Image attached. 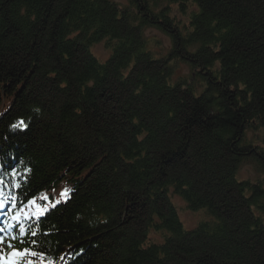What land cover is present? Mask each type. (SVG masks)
Here are the masks:
<instances>
[{"label": "trees", "instance_id": "obj_1", "mask_svg": "<svg viewBox=\"0 0 264 264\" xmlns=\"http://www.w3.org/2000/svg\"><path fill=\"white\" fill-rule=\"evenodd\" d=\"M8 1L0 0V161L24 173L23 201L45 190L58 195L63 186L71 192L18 245L41 254L38 260L71 254V264H264V222L253 212H264V185L236 178L246 159L264 169V150L243 144L252 120L264 125V0L200 2L193 20L205 28L196 34L205 51L190 58L206 78L221 60L224 74L200 97L173 82L167 60L147 55L141 28L147 21L170 27L165 9L154 16L138 0L140 16L118 18L108 0ZM22 2L27 15L15 16ZM220 23L229 38L218 34ZM216 33L220 49L211 53ZM176 37L179 56L188 40ZM105 39L114 55L101 62L90 47ZM66 171L86 176L77 191L57 180ZM170 187L214 220L184 231ZM153 228L167 232L161 258L144 247Z\"/></svg>", "mask_w": 264, "mask_h": 264}, {"label": "rangeland", "instance_id": "obj_2", "mask_svg": "<svg viewBox=\"0 0 264 264\" xmlns=\"http://www.w3.org/2000/svg\"><path fill=\"white\" fill-rule=\"evenodd\" d=\"M109 3H113L116 5L117 13H119L118 18H121V16L126 13L128 16H140V8L137 5L138 0H108ZM148 3V6L151 7V12L154 16H158L164 9L167 11V14L169 15V19L171 21L170 27H168L167 24H159L156 25L152 21H147V24L142 26L141 33L144 35V45L146 47L147 55L151 56L154 60H167L168 64L167 67L169 70H172V79L173 82H180L179 85L182 87V89H186L189 86L191 88H194L195 97H200L202 95V92L210 90L209 83L213 80H217L220 82V84H223L224 81V74L221 72L223 71L221 60H217L211 67L212 76L205 77L204 72L200 70L199 64H194V59H191L194 54H197V52H203L205 51V47L203 45L202 40L198 37L199 35H196L201 30L205 29L202 27L201 23H195L193 14H197L198 12H201V6L200 2L202 0H144ZM216 3H233L232 0H215ZM2 3H10L8 0H3ZM32 3V1H30ZM35 3H38L36 1ZM182 3H185L183 6ZM19 4V3H18ZM26 2H22L17 6V8H13L12 12L15 16L19 14L22 17H26L27 15V6L25 5ZM33 6V4L31 5ZM34 7V6H33ZM35 8L34 12L41 11V7ZM11 11V10H10ZM31 20L34 21V14L32 11ZM3 20L6 22H12L13 26L16 28H20L22 31H26V29H29V25L27 23L19 24L17 21H12L13 18L9 15H4ZM154 18V17H153ZM148 20V19H147ZM137 21V20H136ZM159 21H162V19H159ZM20 22V21H19ZM139 22V21H137ZM141 22V21H140ZM139 22V23H140ZM18 25V26H17ZM212 25V24H211ZM223 25V24H219ZM216 27V24H214ZM214 27V28H215ZM26 28V29H25ZM229 27H216L218 30V34L224 33V39L229 38V36L225 35V31L229 30ZM208 31V30H207ZM230 31V30H229ZM228 31V32H229ZM80 32L79 30L76 31V35ZM202 32V31H201ZM201 32L199 34H201ZM203 33V32H202ZM91 34H88V37ZM180 36L184 40H188L186 46H185V52H178V55H174L173 53L176 51L175 47L179 46L178 43L181 42V40H178L176 36ZM69 36V35H68ZM67 36V37H68ZM211 37V36H210ZM209 37V38H210ZM215 37V42L213 44H209L207 47L208 52H216L219 51L217 48H214V46H217L220 49V41L219 36L216 33L212 35V38ZM108 38V37H106ZM209 38L207 40H209ZM176 40L178 42H176ZM108 40H102L100 43L93 44L90 49L92 53L102 62L106 61L110 56L114 55V48L112 51V48H110L107 44ZM249 43H252L253 46L256 47L257 41L249 39ZM23 45V44H22ZM24 46V45H23ZM21 46V50L23 53H28L29 50L25 49V47ZM225 46V45H224ZM38 49V48H36ZM34 49V50H36ZM25 50V51H23ZM175 50V51H174ZM179 50V48H178ZM177 52V51H176ZM42 53H46L43 52ZM187 53V54H186ZM177 54V53H175ZM49 59H51L49 57ZM45 60V59H44ZM49 62V60H48ZM133 65L135 64V60L132 62ZM191 65L193 67H191ZM201 73V74H200ZM50 76H53V72L49 73ZM212 83V82H211ZM62 86V85H61ZM24 87V86H23ZM32 87V86H31ZM47 87V86H46ZM224 88V87H222ZM27 89V88H25ZM46 89V88H45ZM43 90V89H42ZM41 90V91H42ZM50 90V88H49ZM25 92V91H23ZM57 92V90H56ZM28 93V92H26ZM213 93V92H212ZM53 94V92H51ZM56 94V93H54ZM250 96V92L248 93ZM58 95V94H57ZM216 95V94H215ZM60 96V95H58ZM63 97L60 98V100L66 105L65 108L68 110L70 107V104L67 103L71 102L68 97L67 100L65 99V95H62ZM14 101V100H13ZM55 101V99L53 100ZM53 101L48 100L50 106H52L54 109H56V112L58 113H66L64 109L62 108V105L59 106L58 104L54 103ZM74 105V104H73ZM77 107V105H75ZM45 110L47 108L44 107ZM43 110V109H42ZM47 110V112H48ZM76 111V109H71ZM44 111V110H43ZM68 113V114H70ZM49 114V113H47ZM182 120V119H181ZM135 122V121H134ZM171 122H176L175 120H172ZM179 122V121H178ZM54 123V122H53ZM69 124L68 122H65L64 128H67ZM136 123V122H135ZM253 126V127H252ZM256 126V127H255ZM83 133V130L77 131L78 136ZM87 136V134H83L82 137ZM139 140H142L139 139ZM72 140H70L71 142ZM61 142V141H60ZM69 143V141H67ZM243 144L249 145L252 148H256L258 151L264 150V125L260 123L259 121L252 120V124L248 128L245 129L244 132V139ZM54 153L58 152L56 149L53 150ZM3 154V153H2ZM81 170V169H80ZM79 170V171H80ZM82 172V170H81ZM80 173V172H79ZM78 172L68 173L63 172L61 173V177H59L57 180H59L62 177H65L62 182H59L60 184H63L66 182L67 186L70 189H74L77 191L78 184L76 188V181L77 183H82V180L86 178V176H82ZM83 173V172H82ZM82 178V179H81ZM236 178L238 181H244V182H251L253 184L261 183L264 185V169L262 166H260V163H256L252 159H246L239 165V169L237 170ZM81 179V180H80ZM68 181V183H67ZM168 194L170 195L172 203L176 206L178 210V215L180 217L181 222L183 223V230L184 231H191L198 227L203 222L214 220V217L211 215V213H207L206 209H198V210H191L188 207L187 202H185V199L182 198L180 195L174 193V189L170 187V189L166 190ZM77 193V192H76ZM74 193V194H76ZM256 209V208H255ZM255 214L263 219L264 222V212L261 210H254ZM209 223V222H208ZM207 223V226L214 227L216 226L215 223ZM220 223V222H219ZM149 237L147 242H145L144 247H156V253L159 258L163 256L164 250L161 248L163 246V243L165 242V238L167 236V232L158 230L156 231L154 228L149 230ZM154 245V246H153ZM160 245V246H158Z\"/></svg>", "mask_w": 264, "mask_h": 264}, {"label": "snow or ice", "instance_id": "obj_3", "mask_svg": "<svg viewBox=\"0 0 264 264\" xmlns=\"http://www.w3.org/2000/svg\"><path fill=\"white\" fill-rule=\"evenodd\" d=\"M20 124L23 125L24 122L21 121ZM0 183H3V181H0ZM0 193H2V189H0ZM62 195L64 194L62 193ZM31 203H32V206L37 207L41 212H43V206L36 205L34 201ZM4 207L5 206L2 203H0V211H2ZM33 218L39 219L40 217L39 216H36V217L25 216L24 217V219H29V220ZM13 219L16 220V225H19V231L23 233L25 230L23 228L22 220L18 216H14ZM2 231L3 229H0V232ZM33 235H35V233H33ZM4 243H5L4 239L0 237V244H4ZM8 247L12 248L13 246L9 244ZM38 255H41V254L37 253L32 248H24L23 250L13 249V251L11 252V256L13 257L11 264H36L35 260L31 259V257H36Z\"/></svg>", "mask_w": 264, "mask_h": 264}, {"label": "bare ground", "instance_id": "obj_4", "mask_svg": "<svg viewBox=\"0 0 264 264\" xmlns=\"http://www.w3.org/2000/svg\"><path fill=\"white\" fill-rule=\"evenodd\" d=\"M10 131L12 132V133H14L13 132V129L12 128H10ZM0 144H1V142H0ZM13 154V153H12ZM12 154H10V158H11V160H12V162H14V163H18L17 162V159H16V155L14 154V155H12ZM19 164V163H18ZM0 188H6V184L5 183H0ZM12 192V191H11ZM59 192H63V191H59ZM4 196H3V198L5 199V200H7L8 202H10L11 204H12V206H13V208H15V209H17V210H20L21 209V204H19V203H16V202H14L9 196H8V193H7V191H4ZM62 193H60V195H61ZM15 200H16V198L15 197H13ZM24 199H25V201H26V204L29 206L30 204H32L31 202H33V200H32V198L29 196H27V195H24V197H23ZM35 204H36V202H35ZM24 208H26V211H28V208L27 207H24ZM22 213H24V212H22ZM19 217V216H18ZM20 218V217H19ZM21 219V218H20ZM199 226V225H198ZM12 231H14V228H9L8 226H6L4 229H3V239H4V241H5V243H8V244H11V241H10V239H9V237H8V235L12 238ZM1 246H0V253H2V252H5V253H7V254H11V252L13 251L12 249H8V248H5L4 246H6L7 244H5L4 246H3V244H0ZM67 253H69V252H71V251H66ZM76 256H80L81 255V253H74Z\"/></svg>", "mask_w": 264, "mask_h": 264}]
</instances>
